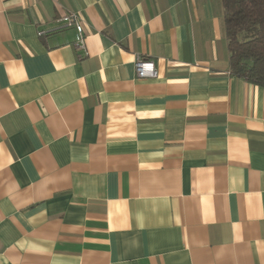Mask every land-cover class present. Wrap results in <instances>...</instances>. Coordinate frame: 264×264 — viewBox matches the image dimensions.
Instances as JSON below:
<instances>
[{
  "label": "crops",
  "instance_id": "crops-1",
  "mask_svg": "<svg viewBox=\"0 0 264 264\" xmlns=\"http://www.w3.org/2000/svg\"><path fill=\"white\" fill-rule=\"evenodd\" d=\"M223 19L0 0V264H264V87L232 72Z\"/></svg>",
  "mask_w": 264,
  "mask_h": 264
},
{
  "label": "trees",
  "instance_id": "trees-1",
  "mask_svg": "<svg viewBox=\"0 0 264 264\" xmlns=\"http://www.w3.org/2000/svg\"><path fill=\"white\" fill-rule=\"evenodd\" d=\"M232 72L264 87V0H222Z\"/></svg>",
  "mask_w": 264,
  "mask_h": 264
},
{
  "label": "built area",
  "instance_id": "built-area-1",
  "mask_svg": "<svg viewBox=\"0 0 264 264\" xmlns=\"http://www.w3.org/2000/svg\"><path fill=\"white\" fill-rule=\"evenodd\" d=\"M59 21L65 27H73L76 30V36L73 45L78 52L80 58L88 55L86 44V32L82 17L77 12H68L63 14ZM44 30L39 31V35H45ZM136 75L138 78H156L159 76V71L153 60L137 56L135 61Z\"/></svg>",
  "mask_w": 264,
  "mask_h": 264
}]
</instances>
